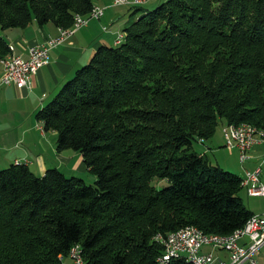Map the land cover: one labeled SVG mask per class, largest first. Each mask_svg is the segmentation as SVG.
<instances>
[{
	"label": "trees",
	"instance_id": "1",
	"mask_svg": "<svg viewBox=\"0 0 264 264\" xmlns=\"http://www.w3.org/2000/svg\"><path fill=\"white\" fill-rule=\"evenodd\" d=\"M96 1L0 0V59L12 50L2 32L72 28ZM127 7L142 15L119 46L100 47L37 113L96 182L57 169L38 177L22 163L0 170V264H64L75 245L85 264H151L159 233L229 236L253 216L242 177L194 144L220 126L264 133V0Z\"/></svg>",
	"mask_w": 264,
	"mask_h": 264
},
{
	"label": "crops",
	"instance_id": "2",
	"mask_svg": "<svg viewBox=\"0 0 264 264\" xmlns=\"http://www.w3.org/2000/svg\"><path fill=\"white\" fill-rule=\"evenodd\" d=\"M161 1L152 0L148 7L156 6ZM95 6L106 8L104 17L100 21H91L88 26L77 30L75 35L52 49L49 63L32 77L30 89L2 85L3 67L0 64V170L19 162L28 166L38 177H43L47 171L53 169H57L64 175L82 172V167L85 165L82 155L73 150L59 152L57 133L46 132L43 129V123L37 119V113L56 97L66 83L74 77L77 70L90 62L100 47H115L117 36L121 34L122 37L128 22L137 20L142 15L141 12L133 14V10L127 6H114L113 0L96 1ZM105 27L107 30H104ZM1 35L11 48L13 45L19 55L28 59L30 49L40 46L49 37H56L58 28L52 23L39 27L34 22L26 29H11L2 32ZM206 141L199 142L203 146H201L202 149H197L198 151L195 149L197 153H200L199 155L205 157L210 149L205 147ZM223 147L228 152L227 158L229 159L235 153L241 165L238 150H229L225 144ZM262 152L261 145L255 146L251 152L252 158L244 166L241 165L242 171L243 168L254 170L261 160ZM214 153L217 154L214 155L215 163L226 171V167L229 166L228 159L218 155L221 153L220 150ZM241 177L243 180V173ZM260 198L264 199V197L247 195L246 206L253 215L264 213V206L252 203L254 199ZM203 252H212V248L205 246ZM214 255L217 259L229 261V255L225 252L216 251ZM257 261L258 264H264V248L258 253Z\"/></svg>",
	"mask_w": 264,
	"mask_h": 264
},
{
	"label": "built area",
	"instance_id": "3",
	"mask_svg": "<svg viewBox=\"0 0 264 264\" xmlns=\"http://www.w3.org/2000/svg\"><path fill=\"white\" fill-rule=\"evenodd\" d=\"M151 2L152 0H113V5L141 6ZM105 11V7L95 6L93 14L78 18L79 30L88 26L93 20L100 21L104 17ZM104 30H107L106 27ZM77 32H70V28H59L56 37H49L40 46L30 49L28 59H24L19 55L16 48L12 45V50H10L9 54L5 58L0 59V64L3 67L1 84L20 89H30L32 77L49 63L51 50L64 43ZM119 40H121V34L117 36L116 46H119ZM222 133L225 147L229 150H238L239 161L242 166L252 158L251 152L254 147L260 145L257 139L251 135V130L249 129H236L224 126ZM203 142L204 140L201 139L200 143ZM260 158L261 164L254 170L243 168L244 182L247 185L246 193L250 197H264V185L261 182L264 149ZM155 241L163 247V252L159 256H164V260L169 250L186 249L188 254L194 256L199 264H243L245 262L258 264L257 255L264 248V213L251 217L249 230L242 231V237L238 241L221 242L210 238L195 240V233L190 232L188 226L178 229L177 235L170 236L168 242H161V233L155 236ZM205 246L211 247L212 252L204 253L203 247ZM216 251L227 253L229 261L217 259L214 255ZM68 259V264H85L84 258L80 257L77 252V245L71 248ZM64 264H67L65 260Z\"/></svg>",
	"mask_w": 264,
	"mask_h": 264
},
{
	"label": "rangeland",
	"instance_id": "4",
	"mask_svg": "<svg viewBox=\"0 0 264 264\" xmlns=\"http://www.w3.org/2000/svg\"><path fill=\"white\" fill-rule=\"evenodd\" d=\"M102 7V6H100ZM154 6L150 7V8H153ZM104 8V7H103ZM88 64V63H87ZM86 65V64H85ZM224 126H220L219 128H217L214 136L210 139V140H207L206 143L204 144L206 148H210L208 151L209 154H207V158L209 159V161L214 164L215 166H218L215 161V157L214 155H217L216 153H214L216 150H220L221 153L218 154L220 157H226L227 158V154L228 152L225 150V148L223 147V143H224V138H223V133H222V129H223ZM202 145H200V143H195L194 144V150L196 149H202L201 147ZM198 151V150H197ZM200 154V153H198ZM202 154V153H201ZM228 159V158H227ZM229 163H228V167H226V171L227 172H230L236 176H239L241 177L242 176V167L241 165L239 164L238 162V156L237 154L234 153L233 156L229 157L228 159ZM259 164H261V162H259ZM258 164V165H259ZM262 173H261V182L262 184L264 185V162L262 163ZM220 167V166H218ZM221 168V167H220ZM67 178H72V177H75V178H79V179H82L87 185H94L95 182H96V176L91 174L87 168L85 167V165H83L82 167V172H73V173H67L65 174ZM244 179V178H243ZM166 183L165 182H160V183H155V185L157 187H163ZM246 190V189H245ZM243 190L241 193H240V198L242 199L245 207L247 208V195H246V191ZM254 202H252L253 204L257 205L258 206H264V199L260 198V199H254L253 200ZM248 209V208H247ZM66 263L68 264L69 263V260L67 259L66 260Z\"/></svg>",
	"mask_w": 264,
	"mask_h": 264
},
{
	"label": "bare ground",
	"instance_id": "5",
	"mask_svg": "<svg viewBox=\"0 0 264 264\" xmlns=\"http://www.w3.org/2000/svg\"><path fill=\"white\" fill-rule=\"evenodd\" d=\"M94 9L92 10L91 14H93ZM78 18H83L82 16H76L74 25L72 28H70V32H76L79 30V21ZM122 38V37H121ZM120 42V40H119ZM229 128H236V129H249L251 130V135L257 139L258 143L263 147L264 149V133L259 132L254 126L251 125H241V126H228ZM19 163V162H17ZM243 187L246 189L247 192V185L244 182H242ZM251 219V218H250ZM249 219V221H250ZM249 221L247 224L241 228L240 230L235 231L229 236H220V235H209L205 234L202 231H200L198 228L193 226H188V229L190 232L195 233V240H203L205 238H210L212 240H220L221 242H232V241H238L242 237V231L249 230ZM177 235V231L173 232L172 234L168 235L167 237L161 236V242H168L170 236ZM77 252L80 254V257L82 256L81 247L77 246ZM178 258H184V260L189 264H199L195 260L194 256H190L186 249H172L169 250L166 253V257L164 260V256H160L156 259L154 264H172V262Z\"/></svg>",
	"mask_w": 264,
	"mask_h": 264
}]
</instances>
